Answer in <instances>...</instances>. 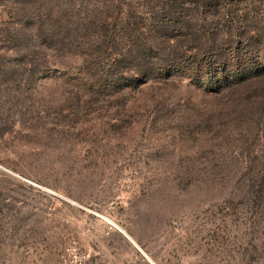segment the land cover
Segmentation results:
<instances>
[{
	"label": "rangeland",
	"instance_id": "rangeland-1",
	"mask_svg": "<svg viewBox=\"0 0 264 264\" xmlns=\"http://www.w3.org/2000/svg\"><path fill=\"white\" fill-rule=\"evenodd\" d=\"M264 264V0H0V264Z\"/></svg>",
	"mask_w": 264,
	"mask_h": 264
},
{
	"label": "built area",
	"instance_id": "built-area-1",
	"mask_svg": "<svg viewBox=\"0 0 264 264\" xmlns=\"http://www.w3.org/2000/svg\"><path fill=\"white\" fill-rule=\"evenodd\" d=\"M78 264H81L80 262Z\"/></svg>",
	"mask_w": 264,
	"mask_h": 264
}]
</instances>
